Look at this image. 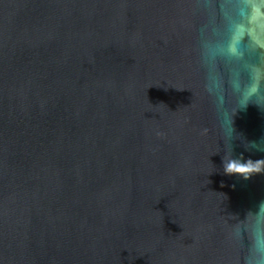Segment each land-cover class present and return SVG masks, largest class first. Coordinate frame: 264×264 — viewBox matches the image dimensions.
I'll list each match as a JSON object with an SVG mask.
<instances>
[{
    "label": "water",
    "instance_id": "1",
    "mask_svg": "<svg viewBox=\"0 0 264 264\" xmlns=\"http://www.w3.org/2000/svg\"><path fill=\"white\" fill-rule=\"evenodd\" d=\"M0 264H264V0H0Z\"/></svg>",
    "mask_w": 264,
    "mask_h": 264
}]
</instances>
